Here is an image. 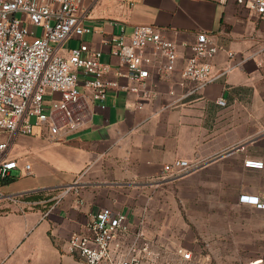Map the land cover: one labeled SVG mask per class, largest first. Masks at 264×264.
Returning <instances> with one entry per match:
<instances>
[{"label":"crops","instance_id":"0c3cea01","mask_svg":"<svg viewBox=\"0 0 264 264\" xmlns=\"http://www.w3.org/2000/svg\"><path fill=\"white\" fill-rule=\"evenodd\" d=\"M82 12L91 28L83 40L103 50L102 59L113 67L120 59L111 55L106 39L123 27L129 32L133 25L149 24L178 44L176 68L172 80L160 82L156 96L140 108L127 107L138 102L134 93L110 91L94 103L92 120L82 129L53 136L42 128L14 138L8 156L20 167L1 190L23 196L0 199L5 209L0 210V264H87L68 252L71 235L85 231L103 207L130 213L136 221L137 211L128 203L132 188L164 178L165 165L177 159L198 164L186 174L221 171L220 178L237 189L239 199L242 193H264V168L244 163L247 158L264 161V68L252 56L264 42V19L237 0H82ZM202 32L220 47L212 60L215 75L229 64V52L236 54L233 60H242V67L185 96L193 87L182 84L185 44ZM79 43L68 40L64 52ZM6 138L0 133V142ZM77 181L82 203L74 191L48 207L32 199ZM24 203L35 206L25 209Z\"/></svg>","mask_w":264,"mask_h":264},{"label":"built area","instance_id":"2783aa9c","mask_svg":"<svg viewBox=\"0 0 264 264\" xmlns=\"http://www.w3.org/2000/svg\"><path fill=\"white\" fill-rule=\"evenodd\" d=\"M237 3L264 19V0ZM89 32L82 0H0V133L7 135L0 142V199L23 196L6 195L1 190L12 171L20 167L18 159L8 156L17 135H35L42 128L53 136L68 135L90 124L94 103L104 101L110 91L134 93L138 102L127 107L140 108L145 100L156 96L160 82L172 80L178 44L158 27L136 24L129 32L123 27L106 39L111 55L120 59L116 67L102 59L103 50L83 40ZM74 38L80 40L79 45L62 51ZM185 46L188 57L182 84H193L185 96L200 92L233 67H242V60H233L236 54L229 52V64L215 75L212 60L220 47L206 32ZM252 56L264 68V42ZM218 102L227 104L224 98ZM244 163L250 168H264L260 159L247 158ZM197 166L177 159L165 165V177L186 174ZM25 169L30 175L29 163ZM71 191L79 203L84 202L78 181L67 186L63 195ZM240 202L264 211L263 192L242 193ZM136 218L132 221L130 213L103 207L85 231L71 235L68 252L87 264H200V255L194 250L160 239L142 214Z\"/></svg>","mask_w":264,"mask_h":264},{"label":"rangeland","instance_id":"374dc122","mask_svg":"<svg viewBox=\"0 0 264 264\" xmlns=\"http://www.w3.org/2000/svg\"><path fill=\"white\" fill-rule=\"evenodd\" d=\"M221 175L206 169L135 184L128 203L153 234L194 250L200 264H264V211L242 204L237 189ZM65 190L38 193L43 197L38 205L50 206Z\"/></svg>","mask_w":264,"mask_h":264},{"label":"trees","instance_id":"16d2710c","mask_svg":"<svg viewBox=\"0 0 264 264\" xmlns=\"http://www.w3.org/2000/svg\"><path fill=\"white\" fill-rule=\"evenodd\" d=\"M42 198H43L42 195H38V196H36L34 199H38V200H40V199H42ZM51 204H53V201H51V202L48 203V205H51Z\"/></svg>","mask_w":264,"mask_h":264}]
</instances>
